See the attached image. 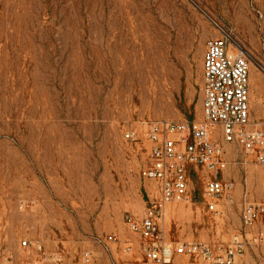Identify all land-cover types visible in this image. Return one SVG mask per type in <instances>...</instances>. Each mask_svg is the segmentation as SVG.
<instances>
[{
	"label": "rangeland",
	"instance_id": "1",
	"mask_svg": "<svg viewBox=\"0 0 264 264\" xmlns=\"http://www.w3.org/2000/svg\"><path fill=\"white\" fill-rule=\"evenodd\" d=\"M216 25L249 58L263 96L260 117L251 95V121L264 126V0H0V264L124 256L136 242L126 215L157 195L141 178L148 144L125 135L144 121L202 118L203 49L221 38ZM226 160L218 179L235 184L232 203L214 217L208 173L193 171L192 204L164 217L172 240L244 233L243 196L264 203L262 173L237 145ZM110 235L119 244L107 254ZM239 264H264V246Z\"/></svg>",
	"mask_w": 264,
	"mask_h": 264
},
{
	"label": "built area",
	"instance_id": "2",
	"mask_svg": "<svg viewBox=\"0 0 264 264\" xmlns=\"http://www.w3.org/2000/svg\"><path fill=\"white\" fill-rule=\"evenodd\" d=\"M216 26L221 38L209 40L203 55L202 118L144 121L142 130L125 135L131 142L143 137L148 144L141 178L156 185L157 195L146 201L142 217L126 215L136 242L124 243L123 252L132 255L139 244L141 259L120 263L113 258L112 264H239L250 247L264 246V203L248 201V193L241 207L244 233L234 235L228 243L176 241L162 228L169 207L192 204L191 174L200 169L208 173L204 186L207 207L214 217L223 216L222 200L232 203L235 190L233 182L218 179L227 167L228 145L242 149L244 165L255 159L264 185V126L251 121L250 61L231 36ZM114 244H119L115 235L102 242L107 254H112ZM23 246L31 244L24 242ZM83 258L90 263L93 253L87 251Z\"/></svg>",
	"mask_w": 264,
	"mask_h": 264
},
{
	"label": "crops",
	"instance_id": "3",
	"mask_svg": "<svg viewBox=\"0 0 264 264\" xmlns=\"http://www.w3.org/2000/svg\"><path fill=\"white\" fill-rule=\"evenodd\" d=\"M203 51L205 52L204 49H203ZM251 95H252V106L254 108V111L256 113H258V115L261 117L262 113L259 112V106H260L259 103H261V98L263 96H262L261 89L258 86L257 79L253 80ZM260 171H261V169H260ZM245 193H248V195H249L248 191H245ZM243 198H244V196H243ZM143 212H144V210H143ZM142 215H143V213L139 216H136V217H142ZM132 236L133 237L130 240L135 239L133 234H132ZM140 259H141V249H140L139 244H137L135 247V252L132 255H127L124 253V256L122 258H118L117 260L120 263H124V262H135V263H137Z\"/></svg>",
	"mask_w": 264,
	"mask_h": 264
},
{
	"label": "bare ground",
	"instance_id": "4",
	"mask_svg": "<svg viewBox=\"0 0 264 264\" xmlns=\"http://www.w3.org/2000/svg\"><path fill=\"white\" fill-rule=\"evenodd\" d=\"M171 207H172V206H171ZM171 207H169L168 210H169ZM168 210H167V212H168ZM167 212L165 213V215L167 214ZM164 217H165V216H164ZM164 225H165V219H163V221H162V227H164Z\"/></svg>",
	"mask_w": 264,
	"mask_h": 264
}]
</instances>
